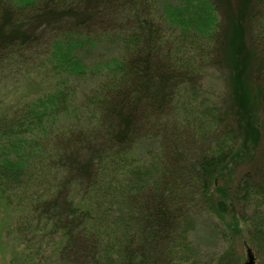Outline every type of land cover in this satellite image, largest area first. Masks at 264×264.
Instances as JSON below:
<instances>
[{
    "label": "trees",
    "instance_id": "1",
    "mask_svg": "<svg viewBox=\"0 0 264 264\" xmlns=\"http://www.w3.org/2000/svg\"><path fill=\"white\" fill-rule=\"evenodd\" d=\"M248 1L225 28L217 0H0L9 264H219L196 219L236 203L264 238V159L228 181L264 147V0ZM28 76L37 93L7 105L2 83Z\"/></svg>",
    "mask_w": 264,
    "mask_h": 264
},
{
    "label": "rangeland",
    "instance_id": "2",
    "mask_svg": "<svg viewBox=\"0 0 264 264\" xmlns=\"http://www.w3.org/2000/svg\"><path fill=\"white\" fill-rule=\"evenodd\" d=\"M173 1V0H170ZM221 6L224 27L228 28L231 14L241 4L242 0H217ZM247 2L246 6L249 4ZM242 70L247 73V65L243 63ZM39 82L35 81L33 76L19 78L15 81L9 79L2 83L3 96L5 103L15 106L16 103L24 97H33L38 90ZM44 86V83L43 85ZM210 90L211 99H215L222 92L221 84L213 79L207 81ZM43 88H46L45 86ZM233 119V116H231ZM255 145V141L252 142ZM261 148V149H260ZM258 153H251L252 158H248L236 168L228 179L230 185H234L241 179L245 173L255 170L262 165L264 159L261 155L260 146ZM252 205L237 203L232 205L227 214L222 215L221 220L217 217L200 216L196 219L197 229L193 233V241L205 253L210 256L219 255V264H245L247 262V250H251L255 264H264V238L252 234L245 222H249V217L254 215ZM263 207H257V220H261ZM249 216V217H248ZM248 217V218H246ZM7 215L0 211V222H6ZM222 224V225H221ZM207 254V255H208ZM214 254V255H213ZM11 256L8 250L4 251L0 245V264H9Z\"/></svg>",
    "mask_w": 264,
    "mask_h": 264
},
{
    "label": "water",
    "instance_id": "3",
    "mask_svg": "<svg viewBox=\"0 0 264 264\" xmlns=\"http://www.w3.org/2000/svg\"><path fill=\"white\" fill-rule=\"evenodd\" d=\"M247 262L245 264H255V260H254V257H253V254L251 252V250H247Z\"/></svg>",
    "mask_w": 264,
    "mask_h": 264
}]
</instances>
